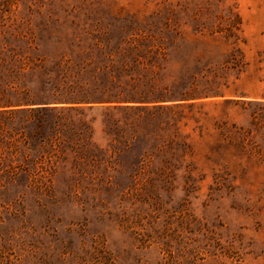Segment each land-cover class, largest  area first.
Instances as JSON below:
<instances>
[{
    "label": "rangeland",
    "instance_id": "obj_1",
    "mask_svg": "<svg viewBox=\"0 0 264 264\" xmlns=\"http://www.w3.org/2000/svg\"><path fill=\"white\" fill-rule=\"evenodd\" d=\"M129 44L171 91L224 96L174 102L122 150L99 123L116 104L84 103L90 150L0 185V264H264V0H0V96L64 93Z\"/></svg>",
    "mask_w": 264,
    "mask_h": 264
},
{
    "label": "trees",
    "instance_id": "obj_2",
    "mask_svg": "<svg viewBox=\"0 0 264 264\" xmlns=\"http://www.w3.org/2000/svg\"><path fill=\"white\" fill-rule=\"evenodd\" d=\"M111 50L104 55L108 64L102 63L90 70L91 81L68 83L64 93L59 89L65 86L49 82H42L36 92L27 86H9L2 90L0 185L18 178H24L25 185H46L55 171L57 160L66 158L67 149L77 154L82 147L90 150L94 144L96 117L88 114L94 107L83 106L84 103L116 104L113 109L121 111L122 117L114 116L108 108L99 123L109 145L122 150L128 148V139H132L127 133H136L142 126V129H149L153 119L157 120L156 125L165 121L163 129L168 126L164 113L175 111L180 103L174 102L224 96L220 91L197 93L191 91L195 89L189 85L186 89L171 91L167 85L146 75L140 66L139 56L147 53L146 49L139 54L138 48L129 44L117 45ZM155 51L161 52L159 48ZM261 96L264 99V87ZM257 102L253 104L257 105ZM188 106L192 107L193 103ZM138 162L134 157L130 163L132 174L137 173Z\"/></svg>",
    "mask_w": 264,
    "mask_h": 264
}]
</instances>
